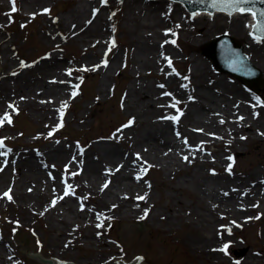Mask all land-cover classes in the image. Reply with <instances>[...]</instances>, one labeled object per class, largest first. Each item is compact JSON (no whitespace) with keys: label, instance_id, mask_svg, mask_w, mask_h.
Instances as JSON below:
<instances>
[{"label":"bare ground","instance_id":"bare-ground-1","mask_svg":"<svg viewBox=\"0 0 264 264\" xmlns=\"http://www.w3.org/2000/svg\"><path fill=\"white\" fill-rule=\"evenodd\" d=\"M18 1L24 6L55 2V0ZM66 1L75 2L69 9L62 11L63 14L56 20V23L66 29L69 26V30H74L77 33L72 37H76L78 42L84 44L86 50L90 49L89 54H84V57L91 63L93 56L99 53V48L101 49L100 53L103 54V49L107 51L110 47V38L109 36L106 37L108 21L102 14L94 15L91 13V10L96 9L93 2L87 0ZM139 1L131 0L132 3H138ZM165 1L157 0L144 6L142 19L129 14L124 16L123 20L124 27L122 28L129 35L126 60L131 70L127 76L128 83L126 84L123 109L129 115L128 119L132 120L134 125L136 120L140 127L139 130H133L134 125L130 126V129L124 128L126 131L123 136L126 137L127 134L128 137L133 139L130 151L121 153L112 144L98 143L91 146L89 153H79L72 149H65L58 146L60 144L57 146L47 145L44 151L36 153L35 160L32 159L30 154L22 156L21 153L18 157L20 159L17 161V167H21L19 179L15 182V185L8 183L4 191L8 190L7 187H11V195L19 200L24 211L30 212L35 209L34 206L40 212L48 211L53 201L61 203V195L57 193L58 189L55 187L58 186L59 182L58 178L51 181L50 174L52 171H49L51 168L47 165H45V168L44 165H40L39 158L45 162L56 161L58 163V160L67 157L66 161L68 162L61 166L69 168L74 176L81 177L80 182H77L78 186L82 191L84 190L85 195H92V198L95 199L92 209H87L88 212L94 213L92 217L96 216L95 219L97 220L98 216L102 217L109 214V218L116 217L120 221H131L139 216L142 217L153 203L151 197H146L144 187L140 182L142 172L147 165H157L162 169V173L164 172L166 175H178L185 172L196 187V192L190 194L196 207L185 208V210L181 208V211H175L172 207L173 209H169L170 216L164 221L168 228L180 224L187 230L188 234L180 233L178 237L187 252L200 258L212 257L216 255L212 249L218 252L219 249H224L225 245L228 246L227 248H238L235 247L237 244L230 242L219 243V248H217L215 243L220 232L218 234L216 231L215 234L214 222L219 219H226L232 227L251 220L248 219L252 217L250 201L264 200V181L261 178L257 181L256 178L250 179L254 174V169L249 171L247 181L242 183L223 173L219 174L221 171L218 168L212 169L211 174L208 173L209 176H206L202 173V166H197L195 172L191 174L188 168L183 170V165L187 167V165L197 162H203L204 165L210 162L211 159L209 160L203 155L206 153L203 147L210 145H214L217 150L224 147L223 154L218 152L215 157L220 164L224 161L228 162V159L240 146V141L237 140L238 136L241 142L247 141L248 138L254 140L260 138L264 142V113L260 108L261 106L249 100L251 99L249 94L242 92L238 87L230 86L223 79L213 77L205 60H202L196 54L188 56L185 60L192 66V70L185 71V80H178L173 76L168 66V60L170 59L172 64L175 54L173 48L166 45L169 38L166 33L168 32L167 29L170 28V32L174 35L175 30L179 28L180 33L183 34L184 31L190 28V30H194L196 36L200 37V39H194L193 44H199L216 34L218 35V33L227 32L229 36L240 39L245 44L244 48L241 49L243 54L250 64L252 63L254 67L262 71H264V41H254L250 36H245L246 33L247 35L251 33L250 29L254 27L253 12L243 14L234 12L229 15L224 11L216 13L198 10L201 15L197 18L182 16L180 22V20L176 21L173 17L174 14L177 15L180 12V8L169 6ZM1 4L2 0H0ZM88 7V10H90L89 16L85 17ZM160 11L161 14L159 15ZM164 11L168 13L166 16H164ZM208 16H212V18H208ZM167 22L169 23L166 24ZM165 26L169 28H164ZM147 31L150 33L147 34ZM91 38H94V40L91 41ZM2 40L3 38H0V44H7L5 40ZM3 59L5 64L12 61L7 54H4ZM43 60V63L37 67H41L40 71H43L44 74L47 72L45 69H54L51 67L57 64L55 56L53 58L48 56L47 59ZM118 60L119 54L117 52L105 69L99 68L102 71L99 83L100 90L110 81L112 69H118ZM57 69L55 68L53 73L50 72L52 74L48 77L47 83L43 76L37 77L33 82L24 83L23 80L26 79L22 75L20 83L16 84L15 81L5 77V74L2 73V75L4 74L3 84L6 85V81H9L7 90L3 88L5 96L8 97L6 92L9 90V93L14 94L13 99L16 101L20 95L23 96L25 106L29 107L36 119H42L45 116L53 118L54 112L61 107L65 100L68 101V94L71 90V86L68 85L69 82L60 84L62 81L58 79L60 72ZM12 70L19 72L18 67ZM154 70L159 77L158 81L156 83H145V80H142L143 76L153 73ZM207 75L212 77H206ZM177 82L180 83L179 87ZM182 85L187 87L184 88L185 93L190 103L193 104L185 106L179 100L185 94ZM189 88L192 89L191 94L188 91ZM160 90H163L162 93L167 98L175 102L179 101L177 105L180 107L178 113L180 118L177 126L172 125L169 121L151 123L152 117L157 114V109L162 104L160 97L163 95H160ZM166 93L169 95H166ZM159 95L160 97H158ZM252 99H255V97ZM5 102L6 107H9L12 103L8 99ZM2 104L3 100L0 102V107H2ZM140 116H142V119L144 118L143 121H139ZM253 133L254 136H252ZM241 137H244V139H241ZM166 147H169V149L165 150ZM184 157H188V159L185 160ZM71 163L77 165L79 172L72 171ZM43 168L45 170L44 174L50 182L45 180L42 172ZM137 177L140 178L137 179ZM6 178L8 176L5 173L0 175V185L6 182ZM182 181L185 182L184 179ZM28 182L33 188L29 192L25 189L22 190L23 185ZM238 182L239 184H237ZM105 184H107V187H104ZM34 190L36 191L34 192ZM138 197H145V199L141 200ZM179 202L178 206H182L183 203ZM61 205L64 210L63 214L56 213L55 209L45 215L50 233L46 243L50 246L51 255L55 259H63L67 255V250L71 244L70 238H73L72 244L78 249L84 247L91 249L92 246L103 245L102 238L97 239V237L95 239L92 237L90 229H87V232L83 234L80 229L86 226L89 227L95 219H92L88 214H81L76 211L74 200L71 198L64 200ZM155 217L156 214L150 218L155 222L161 220ZM28 219L29 216H27ZM81 223H87V225L83 226ZM75 231L82 235L81 239L78 240L77 236L72 237L76 235ZM257 237L260 242L258 248L263 253L264 233H259ZM3 247H0V264L8 263L5 259L8 246L3 244ZM239 250L246 253V250ZM256 253L260 254L259 251H256ZM97 256L98 254L95 257L85 259L82 264L98 260L96 259ZM215 261L216 264L224 263L222 258ZM242 261L244 262H241L242 264H261V261L250 255H247ZM136 264L142 263L137 261Z\"/></svg>","mask_w":264,"mask_h":264},{"label":"rangeland","instance_id":"rangeland-1","mask_svg":"<svg viewBox=\"0 0 264 264\" xmlns=\"http://www.w3.org/2000/svg\"><path fill=\"white\" fill-rule=\"evenodd\" d=\"M10 1L2 0L0 5V38L7 42V44H0V102L3 100L2 107H0V119L4 120L0 124V140L5 143L0 152H6V155H0V169H2L0 175L5 173L8 176L5 179L6 182L0 185V247L2 248L3 244L8 246V252H5V259L8 262L6 264H47L34 261L40 255L43 261L55 259L51 255L50 246L46 243L50 233L45 215L55 209L56 213L63 214L64 210L61 203L71 198L74 200L76 211L81 214H88L92 219H95L96 216L92 217L94 213L87 211V209H92L95 199L92 198V195H85L84 190L82 191L78 186L77 182H80L81 177H75L70 169L65 170L61 166L68 162L66 161L67 157L58 160V163L56 161L45 162L39 158V163L44 165V168L45 165L55 167L56 170L50 169L49 171H52L50 174L51 181L58 178V186H55L58 189L57 193L61 195L65 185L72 187L69 197H63L61 203H51V208L46 212L38 211L39 209L37 210L36 206L30 212L22 210L23 205L11 195L12 188L7 187L8 190L6 191H4V188L8 183L15 185V182L19 179L21 167H17V161L20 159L18 157L21 153L22 156L30 154L32 159L35 160L36 153L44 151L45 147L50 144L55 146L60 144L58 146L79 153H89L91 146L98 143L112 144L121 153L130 151L133 139L128 137L127 134L124 137V130H120L121 128L130 129L129 115L123 109L126 84L128 83L127 76L131 72L126 60L129 35L122 28L124 27L123 20L124 16L129 14L142 19L145 10L143 7L157 0H140L138 3H132L131 0H107L106 3L104 0H87L93 2L96 6V9L91 10V13L94 15L102 14L107 19L108 31L106 37L109 36L111 41L108 50L103 49V54L100 53L101 49H98L99 53L93 56L91 63L84 57V54H89L90 49L86 50L84 44L78 42L76 37H72L77 33L74 30H69V26L66 29L56 23V20L62 16V11L69 9L75 1L55 0L54 3L46 2L35 4V6H24L18 0H15L17 7L15 12L12 11L13 5ZM165 2L169 6L180 8V12L173 15L176 21L180 20L181 22L182 16L197 18L201 15L199 12L194 15L189 14L176 2L170 0ZM88 9L89 7L86 10L85 17L89 16L90 10ZM167 14V11H164V16ZM212 16H208V18H212ZM166 27L169 28L168 26L164 28ZM167 30L169 38L166 45L172 47L175 54L172 66L169 67L173 76L178 80H185V71L192 70V66L185 60L188 56L196 54L202 60H205L213 77L223 79L230 86L238 87L242 92L249 94L251 97L249 100L261 106L260 108L264 113V71L258 69L261 73L262 84L254 92L252 88H245L234 77L215 71L209 59L202 52L203 46L217 37L227 34V32L218 33V35L216 34L199 44H193L194 39H200L199 36L194 34L193 29L188 28L187 31L181 34L180 29L177 28L174 35L170 32V28ZM146 33L150 32L147 31ZM245 36L249 37L247 33ZM232 38L241 48H244L245 44L240 39ZM93 40L94 38H91V41ZM172 41H175V43H172ZM94 43L96 44V42ZM117 52L119 54L118 69H112L110 81L100 90L99 83L102 75L100 69H105ZM4 54H7L12 61L5 64ZM48 56L57 58V64H54L51 68H58L57 70L60 72L58 79L62 81L60 84L69 82L68 85L71 86V90L68 94V101L65 100L66 102L64 101L61 107L54 112L53 118L45 116V118L36 119L29 107L25 106L23 96L20 95L16 101L13 99L14 94L9 93L10 90L6 92L8 97L5 96L3 88L7 90L9 81H6V85H4L3 76L5 74V77L15 81L16 84L20 83L22 75L26 79L23 80L24 83L33 82L37 77L43 76L47 83L48 77L55 72L54 69H45L47 72L44 74L43 71H40L41 67L37 66L43 63V59H47ZM16 67L19 68L18 73L12 70ZM2 73L4 74L2 75ZM29 77L31 78L29 79ZM206 77L212 76L207 75ZM158 79L155 70L142 78L147 84L149 82L156 83ZM179 85L180 83L177 82L178 87ZM182 86L185 93L184 88L187 87ZM160 91L162 96L163 90ZM188 91L190 94L192 93L191 88ZM74 92L76 93L75 96H73ZM253 97L255 99H252ZM6 99L12 102L10 104L12 107H6ZM160 100H162V104L159 105L157 114L152 117L151 123L169 121L172 125L177 126L178 121H173L168 116H177L180 107L177 104H175V107L171 106L175 101L165 95L160 97ZM179 100L185 106L193 104L190 103L186 93ZM37 111L43 112L42 110ZM5 117L10 118L11 123H8L4 119ZM139 119V121L144 120L142 116ZM137 129L139 130L140 127L135 120L133 130ZM252 136H254V133ZM237 140L240 141V146L231 155L228 162L224 161L220 164L215 157L218 152L222 153L224 147L217 150L214 145H210L203 147L206 151L203 155L205 158L211 159L210 162L205 165L203 162L190 164L187 167L183 165V170L188 168L193 174L197 166H202V173L209 176L208 173L211 174L212 169L218 168L221 171L219 174L223 173L244 183L248 179L249 171L254 169V174L250 179L256 178L257 181L261 178L264 181V142L260 138L258 140L248 138L247 141L241 142L239 136ZM168 149L169 147H166L165 150ZM54 164L55 166H53ZM230 164L231 172L228 171ZM71 167L74 172L77 165L71 163ZM44 168L42 171L43 176L48 181L49 179L44 174ZM140 182L146 191H144L146 197H151L153 201L152 205L146 210L147 215L144 214L142 217L139 216L131 221H120L116 217L109 218L110 215L108 214L109 216H102L97 220H93L89 227L86 226L80 229L82 234L90 229L92 237L95 239L97 237V239L102 238L103 245L92 246L91 249H88V247L78 249L72 244L73 238H70L71 244L67 250V255L63 259L57 260V263L82 264L85 259L95 257L98 254L96 257L98 260L88 264H116L119 261L130 264L138 257H142V264H216L215 260L220 258L224 260V263L220 264H242L244 263L242 260L247 255L255 257L261 261V264H264V252L262 253L258 248L260 242L257 237L259 233H264L263 199L250 201L252 217L248 218L251 220H248L247 223L231 227L226 219H219L214 222L215 234L216 231L218 234L220 232L215 243L217 248H219V243L229 242L237 244L235 247L238 248H227L226 253L222 249H219L218 252L212 249L216 255L200 258L187 252L183 248L180 239H178L180 233L188 234L187 230L180 224L168 228L164 221L170 216L169 209H173L172 207L175 211H181V208L185 210V208L196 207L190 196V194L196 192V187L189 180L188 174L182 172L178 175H166L164 172L162 173V169L157 165L150 164L144 168ZM35 184L37 183L35 182ZM44 186L46 187V185ZM23 189L28 192L33 190L30 182L24 184ZM5 193L11 195V200L4 196ZM178 201L182 202L183 205L178 206ZM154 214H156L155 218L161 219L159 222L156 219L155 222L150 218ZM27 216H29L28 220L30 221L27 220ZM98 224H102V226L97 227ZM81 225L85 226L87 223H81ZM75 232L76 235L72 237L77 236L78 240L81 239L82 235H79L77 231ZM239 249L246 250V253H242ZM256 251H259L260 254L258 255ZM104 259L106 260L103 261Z\"/></svg>","mask_w":264,"mask_h":264},{"label":"water","instance_id":"water-1","mask_svg":"<svg viewBox=\"0 0 264 264\" xmlns=\"http://www.w3.org/2000/svg\"><path fill=\"white\" fill-rule=\"evenodd\" d=\"M177 1L184 3L189 11H193L195 9L213 11L220 10V8L222 7V5L220 4H217L216 7H213V0ZM240 7L254 11L256 14L257 24L264 21V15H261L262 13H264V0H250L248 4L240 5ZM224 11L228 12V10ZM255 23L256 22L254 18V24ZM261 26L262 28H264V24H262ZM255 33L260 36H264V31H255ZM216 49H220V52L216 53ZM204 53L211 61L212 66L217 71L221 73L231 74L232 76L240 80L243 84L252 87L254 90H257V88L261 85L262 81L259 74L255 69H253V67L248 64L247 60L241 52L240 46L235 44L233 39H231L230 37L222 36L217 40L210 41L204 48ZM34 261L44 262L47 264H57V259L43 261L41 255Z\"/></svg>","mask_w":264,"mask_h":264},{"label":"snow or ice","instance_id":"snow-or-ice-1","mask_svg":"<svg viewBox=\"0 0 264 264\" xmlns=\"http://www.w3.org/2000/svg\"><path fill=\"white\" fill-rule=\"evenodd\" d=\"M104 2L106 3L107 0H104ZM250 2V0H213V7H216L217 4H220L222 5V7L220 8V10L224 11V10H228V14L229 15H232L233 11H238L240 13H245V9L243 7H240V5H244V4H248ZM11 3H12V11L15 12L16 11V8H15V0H11ZM253 17L255 18L256 14L255 13H252ZM261 15H264V13H262ZM262 24H264V21H262L261 23H258L254 30L256 32H262L264 31V28H262ZM167 34V33H166ZM172 43H175V41H172ZM113 45H114V42H113ZM167 59V58H166ZM168 66L171 67V60L169 59L168 60ZM161 87H163V85H161ZM76 93L74 92L73 93V96H75ZM166 95H169L166 93ZM179 101H176L173 105V107H175V104H178ZM9 107H12L11 105H9ZM61 115H62V110H61ZM182 115V113H181ZM179 115L178 116H174V117H169V119L173 120V121H179ZM4 119L7 120L8 123H11V120L10 118L8 117H5ZM241 119H243L241 117ZM4 122V120L0 119V124H2ZM223 122V121H222ZM241 139H244V137H241ZM186 142V141H185ZM4 148V142L2 140H0V149H3ZM0 155H6V152H0ZM139 158V157H138ZM185 160L188 159V157H184ZM231 159V158H229ZM2 170V169H0ZM118 170V169H117ZM228 171L231 172V164L229 165L228 167ZM140 177H137V179H139ZM104 187H107V184L104 185ZM68 191L66 190L65 191V195H68ZM5 197H7L9 200H11V195L9 193H5L4 194ZM138 199H145V197H138ZM53 204H55V201H53ZM145 215H147V213H145ZM100 217L98 216L97 219H99ZM102 224H98L97 227H101ZM227 245L224 246V249H222V251H225L226 253V250H227ZM138 260L141 259V258H137Z\"/></svg>","mask_w":264,"mask_h":264}]
</instances>
